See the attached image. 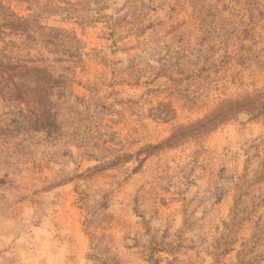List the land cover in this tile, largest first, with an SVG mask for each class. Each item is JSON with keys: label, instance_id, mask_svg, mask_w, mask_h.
Returning a JSON list of instances; mask_svg holds the SVG:
<instances>
[{"label": "rangeland", "instance_id": "1", "mask_svg": "<svg viewBox=\"0 0 264 264\" xmlns=\"http://www.w3.org/2000/svg\"><path fill=\"white\" fill-rule=\"evenodd\" d=\"M15 72L0 264H264V0H0Z\"/></svg>", "mask_w": 264, "mask_h": 264}, {"label": "trees", "instance_id": "2", "mask_svg": "<svg viewBox=\"0 0 264 264\" xmlns=\"http://www.w3.org/2000/svg\"><path fill=\"white\" fill-rule=\"evenodd\" d=\"M27 73H30V71L24 70L23 74ZM47 89L48 87L42 85L38 79H29L25 75L16 72L0 75V102L13 103L14 107L17 108V113L24 118L23 125H26L27 130L39 131L40 129L36 127L42 125V119L48 118L42 110L45 105L50 107V103L46 99ZM40 96L42 100L34 105L35 97ZM23 111L25 112L23 113ZM42 127L44 126L42 125Z\"/></svg>", "mask_w": 264, "mask_h": 264}]
</instances>
